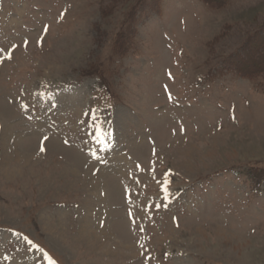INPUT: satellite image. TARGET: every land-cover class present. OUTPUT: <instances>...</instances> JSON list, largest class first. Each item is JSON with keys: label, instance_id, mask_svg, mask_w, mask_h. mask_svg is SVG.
<instances>
[{"label": "rangeland", "instance_id": "374dc122", "mask_svg": "<svg viewBox=\"0 0 264 264\" xmlns=\"http://www.w3.org/2000/svg\"><path fill=\"white\" fill-rule=\"evenodd\" d=\"M208 1L0 0V264H264V0Z\"/></svg>", "mask_w": 264, "mask_h": 264}, {"label": "snow or ice", "instance_id": "6c2138e0", "mask_svg": "<svg viewBox=\"0 0 264 264\" xmlns=\"http://www.w3.org/2000/svg\"><path fill=\"white\" fill-rule=\"evenodd\" d=\"M47 26H45L44 31L47 32ZM22 43L27 44L28 41H22ZM17 45H12V48H17ZM5 53H7V55L5 56ZM14 56V53L11 50L8 49H0V61H4V60H10L12 59ZM169 99H171V94H169ZM45 140L48 139V137H44ZM41 151H44L43 148H41ZM54 264V262H53Z\"/></svg>", "mask_w": 264, "mask_h": 264}, {"label": "trees", "instance_id": "16d2710c", "mask_svg": "<svg viewBox=\"0 0 264 264\" xmlns=\"http://www.w3.org/2000/svg\"><path fill=\"white\" fill-rule=\"evenodd\" d=\"M204 1L209 3L208 0H204ZM263 43H264V38H260V39L255 38V42L253 44H255V46H257V47H260ZM263 60H264V57L260 61L261 64L258 65V68H255L256 71L261 72V73H264V70L261 69V67H260V65H262L264 67ZM241 70H243V69H241Z\"/></svg>", "mask_w": 264, "mask_h": 264}]
</instances>
